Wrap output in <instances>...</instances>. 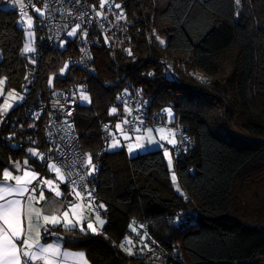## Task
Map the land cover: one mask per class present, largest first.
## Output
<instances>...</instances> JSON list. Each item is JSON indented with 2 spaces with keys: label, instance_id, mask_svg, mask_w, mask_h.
I'll use <instances>...</instances> for the list:
<instances>
[{
  "label": "trees",
  "instance_id": "trees-1",
  "mask_svg": "<svg viewBox=\"0 0 264 264\" xmlns=\"http://www.w3.org/2000/svg\"><path fill=\"white\" fill-rule=\"evenodd\" d=\"M109 2L120 4L126 18L115 22L113 36L91 37L93 73L69 65L64 76L66 56L81 48L78 34L65 47L38 43L26 55L18 9L0 3V76L8 88L25 92L22 104L0 114V169L9 157L24 158L29 147H45L43 121L27 113L52 84H86L90 103H80L73 120L97 163V204L107 214L95 233L59 227L65 243L85 249L91 264H264V0ZM161 59L172 63V76ZM137 90L150 99L151 110L173 109L171 120L193 140L175 157L183 194L174 190L162 148L129 155L125 148L108 150L102 139V125L125 114L120 105L112 113L109 105L118 93ZM30 159L44 174L43 156ZM188 209L195 216L175 220ZM133 219L148 223L151 238L169 252L165 258L134 254ZM129 246L131 255L124 250Z\"/></svg>",
  "mask_w": 264,
  "mask_h": 264
},
{
  "label": "built area",
  "instance_id": "built-area-1",
  "mask_svg": "<svg viewBox=\"0 0 264 264\" xmlns=\"http://www.w3.org/2000/svg\"><path fill=\"white\" fill-rule=\"evenodd\" d=\"M8 0H0L3 3ZM24 7L18 8V15H24L35 5L40 4L45 13L42 17L33 19V25L38 36V43L41 45H53L58 48L63 47L62 42H67L71 36L72 27L80 25L78 36L81 42V48L68 54L65 63L73 65L76 68L87 73H93L92 49L90 39L98 41L99 33H116L115 22L126 18V13L121 9H116L115 4L106 3L104 8L98 6L99 0H23ZM100 13V15H97ZM122 18H117L121 16ZM127 24L132 23V19H126ZM141 28L137 27L136 32ZM65 47V46H64ZM67 47V46H66ZM39 59V56L36 58ZM160 65L165 74L172 76L174 73L173 65L169 60L161 59ZM197 72L194 73L197 77ZM200 80L199 78H197ZM201 81V80H200ZM88 91L86 84H68L65 86H56L52 84L47 89V96L36 108L28 111V117L31 120L43 121V137L45 147L41 151L43 164L46 166L50 161L61 167L66 177V184L69 188L78 189L82 192L84 200L87 203L86 213L91 218L99 215H106L107 209L100 208L97 204L98 191L96 186V176L98 172L97 163L91 160V165L86 163L89 156L84 150L80 134L73 120L76 110L80 105V98L83 92ZM122 107L125 112L121 119L112 122H105L101 127L102 139L105 143H110L113 135L112 130L115 124L121 122L123 130L136 133L140 128L161 126H173L178 137V143L173 146L174 156H181L184 152L190 150L193 146V140L185 132V127L179 122H173L168 119V108L159 110L150 109V99L144 97L140 90L134 93L120 92L116 96L114 103L109 105V109H118ZM18 119L25 120L22 116ZM8 124L7 117L3 119L2 125ZM1 127V125H0ZM95 166L94 171H90ZM84 177L83 180L80 178ZM75 181V184L72 183ZM36 181L33 182L35 184ZM42 184L37 188L40 189ZM91 193V196L88 195ZM195 216V211L188 209L183 214H176L175 220L179 217L191 219ZM131 226L134 229L138 244L134 249V254L141 259H162L168 255V250L161 244L154 242L149 235L148 223L133 219ZM127 241H123V246ZM174 251V256L178 255ZM172 254V255H173Z\"/></svg>",
  "mask_w": 264,
  "mask_h": 264
},
{
  "label": "snow or ice",
  "instance_id": "snow-or-ice-1",
  "mask_svg": "<svg viewBox=\"0 0 264 264\" xmlns=\"http://www.w3.org/2000/svg\"><path fill=\"white\" fill-rule=\"evenodd\" d=\"M17 3H20L21 8L24 7L23 0H16ZM239 4L240 0H235ZM107 0H99L98 6L104 8L106 6ZM116 9H121L120 4H115ZM37 13L40 12V9L35 10ZM100 15V13H97ZM122 18L121 16L117 17ZM29 25L32 21L29 19ZM80 25H77L76 28H73L71 32L68 33L69 36L76 35L77 29ZM163 43V41H161ZM33 49L30 46H26L23 51L29 52ZM67 67V65H65ZM64 69H61L63 72ZM3 82V81H0ZM51 83V80L49 81ZM84 100H88V96L84 95L82 97ZM116 111L115 108L111 110L112 113ZM168 115L171 116V109L166 110ZM117 128H120L121 125L117 124ZM151 133V129H148ZM161 132L164 129H160ZM170 134L174 136V130H168ZM139 137L137 140L139 141ZM162 139L167 140L171 145H176L177 141L175 138L168 139L167 136H163ZM115 146V144L113 145ZM137 148L142 147V145L137 142L135 145ZM129 150H131L132 145H128ZM163 147V145H161ZM29 152L32 155H38L33 149H29ZM164 155L170 157V152L167 148L164 149ZM27 163L26 161L24 162ZM86 163L91 165V156L89 155L86 159ZM169 164H171V159H169ZM17 168H20V165H16ZM47 168H51L54 172L60 175L61 179H64L65 174H61V167H58L55 163L47 164ZM95 166H92L90 171H94ZM23 175H13L7 169L3 170V179L0 180V264H55L56 260L61 256L69 255L66 252H62L59 245L53 244H43L41 242V230L48 232V224L57 225L62 223L61 219L58 218L54 213L57 209L41 208L35 207L33 202L37 200V188L40 184L52 185V180L41 179L39 178V173L35 171H28L26 169L22 170ZM84 177L80 179L83 180ZM173 181L176 180V176L173 174ZM14 181V183H11ZM33 181H36L33 184ZM75 184V181H72ZM27 194V195H26ZM77 196H80L79 192L75 193ZM91 196V193H88ZM39 200H45L43 189L39 191ZM100 208H104L103 204L99 205ZM48 213V214H45ZM63 220V226L65 228L75 227L79 221L73 222L68 219V213L65 212ZM96 221L99 225L105 223L104 220L100 219L99 214L96 215ZM81 230L83 231V225H80ZM88 229H91L92 232H96L97 229L93 226L92 222L89 221L87 224ZM123 247V245H121ZM130 252V249H126ZM83 253L77 254L78 257L83 259ZM83 264H87V261H83Z\"/></svg>",
  "mask_w": 264,
  "mask_h": 264
},
{
  "label": "rangeland",
  "instance_id": "rangeland-1",
  "mask_svg": "<svg viewBox=\"0 0 264 264\" xmlns=\"http://www.w3.org/2000/svg\"><path fill=\"white\" fill-rule=\"evenodd\" d=\"M4 5L6 7H8V6L14 5V4H12V1H6V3ZM40 12L42 15L44 14L43 10ZM40 12H39V14H40ZM29 19H31V21H32L31 25H29V23H28ZM19 22L22 25V27L24 28V37L25 38H24L23 49L26 46H30L33 49L32 51H29V52H24V51L23 52L26 55H31V54L35 53V51L37 50V47H38V36H37L36 30L34 29L33 19L29 15L26 16L24 14V15L20 16ZM73 28H76V26L72 27L71 31L73 30ZM78 31H79V28L77 29V34H78ZM77 34L72 35L71 38H75L77 36ZM62 45L65 46V42H62ZM1 57H2V54L0 51V59H1ZM65 65H67V67H65ZM61 69H64V71L61 72ZM61 69H60L59 74L62 76L66 75L68 70H69V64L65 63ZM196 74H197L196 79L199 78L202 82L207 81V77L204 74H202L201 72H197ZM0 81H3V82H0V114L6 115L11 111V109L13 107H15L19 104H22L24 102L25 92L19 91L15 88H8L6 86V78L4 76H0ZM84 95L88 96L89 99L88 100L82 99V97ZM90 100H91L90 94L88 92H83V94L80 98V102L82 104H89ZM168 109H171V108H168ZM171 112H172V115L168 116V119L170 121L174 117L173 109H171ZM117 124L121 125V122H119ZM117 124H115V126L112 130L113 138H112L111 142L108 143V146H107L108 150H117L120 148H125L129 155H136L138 153H143L145 151L158 149V148H162L164 151V149L167 148L170 152V157L169 156H165V157L167 159L169 169L171 171L170 172L171 173L170 174V180L172 182L174 190L177 191L179 194H183L184 193L183 187H182V184L179 180V177H178L177 172H176L175 167H174L175 156H174L172 147L175 145H171L167 142V140L162 139L163 136H167L168 139L175 138L177 143H178V137L176 135V131H175L174 127L169 126V125L161 126L159 128L145 127V128H140L136 133H131V132L123 130L122 127L117 128L116 127ZM0 125H1V121H0ZM148 129L152 130L151 133H149ZM160 129H164V131L161 132ZM169 129L174 130V136L169 133V131H168ZM138 137L140 138L139 141L137 140ZM147 141H149V142H147ZM137 142H139L142 145V147L137 148L135 146L137 144ZM157 142L160 145H163V147L156 146ZM114 144H115V146H113ZM129 144L132 145L131 150H129V147H128ZM145 146H147V147L143 148ZM136 149H137V151H141V152H136L135 151ZM33 150L38 154V155H34V156L40 158L37 148H35ZM169 159H171V164H169ZM48 164H53V162L50 161ZM49 169L51 171V175L50 176L44 175L43 179L52 180L53 184L52 185H46V186L49 189H54V191H56L55 193H57L58 191L63 190V187L61 185H62V183L66 182V177L64 175V179H61L60 175H58L56 172H54L51 168H49ZM61 174H64L62 169H61ZM173 174L176 176L175 181H173V179H172ZM76 192H79L80 196H76V194H75ZM69 193L72 194V196H74V199H72L69 202L68 209L65 211L68 213V219L72 220L73 222L79 221V223H77L76 225L80 226L82 224L83 227L86 225V228H88L87 224L89 221L92 222L93 226L96 229H97V226L103 227V225L105 223L101 226L97 223L96 218L93 219V218H91L89 216L87 217L85 215L84 211H85L86 202L84 200L82 192L79 191L78 189L76 190V189L72 188ZM99 217H100V219L105 221V218H103L101 215H99ZM60 218L62 220V216H60ZM63 218H64V215H63ZM128 241L130 244L132 243L130 237H128ZM126 249H130L131 254L133 253L132 246H129V247L124 249L126 254L131 255L130 252L127 251Z\"/></svg>",
  "mask_w": 264,
  "mask_h": 264
},
{
  "label": "crops",
  "instance_id": "crops-1",
  "mask_svg": "<svg viewBox=\"0 0 264 264\" xmlns=\"http://www.w3.org/2000/svg\"><path fill=\"white\" fill-rule=\"evenodd\" d=\"M12 1V4L14 5H10L8 6V8H13V9H18L21 8L20 3H17L16 0H9ZM36 9H40V11H44V8L40 5L37 4L35 5L32 9H30L27 13H25L26 16H30L32 19L36 18V17H42L43 15L39 13H37L35 10ZM4 116V115H2ZM149 142V141H147ZM156 146H161L158 142ZM147 146L143 147L146 148ZM173 148V147H172ZM29 149H35L34 147H29L26 150V153L24 155V158H17V159H11V157H9L10 162L8 165L6 166H2L0 169V180L3 179V170L7 169L10 172H12L13 175H23V171L24 169L28 170V171H35L37 173H39V178L43 179V176H50L51 175V171L49 168L46 169L45 173L42 174V172H40L39 169L36 168V162L32 159H30L31 157H36L34 155H32V153L29 152ZM38 150V149H37ZM141 150V149H140ZM136 152H141V151H137V149L135 150ZM39 152V157H36L38 160L42 159V155L40 150H38ZM27 162L26 164L24 162ZM19 164L20 168H17L16 165ZM34 182V181H33ZM11 183H14V181H11ZM61 184V183H60ZM65 183H62V187ZM40 189H43V194L45 197V200H39V191ZM37 190V200L38 202L34 201L33 204L35 207H41V208H55L57 209V211L54 213L58 218H60V216H62V223L57 224V225H52V224H48V232H44L43 230H41V242L45 245L47 244H53V245H59V247L61 248L62 252H66L69 255L65 256H61L60 258H58L55 262V264H83V261H87V264H91V261L87 255V252L85 249L83 248H75V247H71L69 245H67L63 239L64 233L61 229H59V227H64L63 226V214L64 212L68 209V205L69 202L74 199V196H72V194H70V189H68L67 187H63V190L58 191L57 193H55L56 191H54V189H49L45 184H42L41 188ZM77 190V189H76ZM27 195V194H26ZM77 196V195H76ZM86 202V201H85ZM100 205V204H99ZM86 209H87V203L85 206V215L88 217L87 213H86ZM48 214V213H45ZM60 215V216H59ZM102 216V215H101ZM103 217V216H102ZM61 219V218H60ZM95 219V218H94ZM75 227H79L80 226L76 225ZM86 228V225L85 227ZM102 227H98L97 226V231H101ZM88 229V228H87ZM96 231V232H97ZM79 253H83V259H81L80 257L77 256V254Z\"/></svg>",
  "mask_w": 264,
  "mask_h": 264
}]
</instances>
